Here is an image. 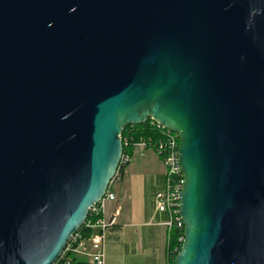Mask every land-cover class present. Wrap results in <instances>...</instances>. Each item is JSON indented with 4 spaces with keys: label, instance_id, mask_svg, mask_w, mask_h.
Masks as SVG:
<instances>
[{
    "label": "water",
    "instance_id": "1",
    "mask_svg": "<svg viewBox=\"0 0 264 264\" xmlns=\"http://www.w3.org/2000/svg\"><path fill=\"white\" fill-rule=\"evenodd\" d=\"M149 119L180 138L174 264H264V0H0V264H55Z\"/></svg>",
    "mask_w": 264,
    "mask_h": 264
},
{
    "label": "crops",
    "instance_id": "2",
    "mask_svg": "<svg viewBox=\"0 0 264 264\" xmlns=\"http://www.w3.org/2000/svg\"><path fill=\"white\" fill-rule=\"evenodd\" d=\"M164 184L165 166L153 150L145 157L134 155L121 179L112 183L117 198L108 202L106 216L117 213V222L107 234L105 264H167L168 232L162 224L166 216L157 213L155 206ZM70 254L79 262L93 264L86 252Z\"/></svg>",
    "mask_w": 264,
    "mask_h": 264
},
{
    "label": "built area",
    "instance_id": "3",
    "mask_svg": "<svg viewBox=\"0 0 264 264\" xmlns=\"http://www.w3.org/2000/svg\"><path fill=\"white\" fill-rule=\"evenodd\" d=\"M151 126L157 131V137L152 140L140 139L134 141L133 138H125L123 146L130 149L129 152L121 157L118 171L111 181L103 198L90 209L89 215L91 219L86 220L84 225L86 230L90 231L87 238L83 237L81 232H76L68 243L65 251L60 259L66 261V254L69 252H86L91 258L93 264L106 263V240L110 228L117 222V213L113 216H106V207L108 202L116 200V194L111 190L112 183L121 179L122 170L126 168L133 160V156L137 155L145 157L148 150H153L165 166V184L155 197L156 212L164 214L166 220L162 223L168 232V249L173 231H183V235L179 237V242H184V222L180 214V194L184 185V175L180 163V138L178 133L162 126L153 119H149ZM70 264V261H66ZM171 262V253L168 250V262Z\"/></svg>",
    "mask_w": 264,
    "mask_h": 264
},
{
    "label": "trees",
    "instance_id": "4",
    "mask_svg": "<svg viewBox=\"0 0 264 264\" xmlns=\"http://www.w3.org/2000/svg\"><path fill=\"white\" fill-rule=\"evenodd\" d=\"M156 137H157V131L155 130V128H153V126H151L150 120H148L147 122L143 124L128 125L126 126L122 134V140H124L125 138H133L134 141H138L140 139L154 140ZM129 151L130 149L128 147H124L125 153ZM91 217H92L91 215H88L87 220L91 219ZM85 227L86 226L83 225L78 230V232H81L83 234V237L87 238L89 237L91 232L86 230ZM182 235H183V231H180L177 229L173 231L172 236H171L169 252L171 253V262L173 264L175 263L176 255L178 254V252L181 250V247H182V243L179 242V237H181ZM70 253L71 252L66 254V257H67L66 259H70L71 264H86V263L77 261L75 257ZM61 263H64V260L59 258V260H57L55 264H61Z\"/></svg>",
    "mask_w": 264,
    "mask_h": 264
}]
</instances>
